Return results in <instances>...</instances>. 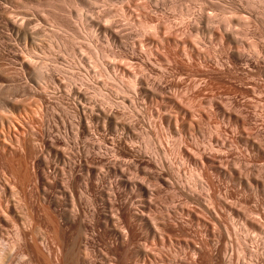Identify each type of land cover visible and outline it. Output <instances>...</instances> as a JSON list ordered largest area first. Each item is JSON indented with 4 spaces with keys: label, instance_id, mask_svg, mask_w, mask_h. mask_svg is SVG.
Masks as SVG:
<instances>
[{
    "label": "rangeland",
    "instance_id": "rangeland-1",
    "mask_svg": "<svg viewBox=\"0 0 264 264\" xmlns=\"http://www.w3.org/2000/svg\"><path fill=\"white\" fill-rule=\"evenodd\" d=\"M5 181L3 264H264V0H0Z\"/></svg>",
    "mask_w": 264,
    "mask_h": 264
},
{
    "label": "bare ground",
    "instance_id": "bare-ground-1",
    "mask_svg": "<svg viewBox=\"0 0 264 264\" xmlns=\"http://www.w3.org/2000/svg\"><path fill=\"white\" fill-rule=\"evenodd\" d=\"M15 20L13 19V23H15L14 22ZM26 24V23H25ZM15 25H17L16 23H15ZM27 25V24H26ZM26 28V27H25ZM28 29V28H27ZM29 31V30H28ZM30 33H31V31H30ZM35 33V32H34ZM67 156L64 154V153H61L60 155H59V159L61 160V162L62 163H64L66 160H67ZM69 161V160H68ZM65 164H66V162H65ZM69 164V163H68ZM56 168V167H55ZM54 168V169H55ZM55 171V170H54ZM89 171V170H88ZM87 171V172H88ZM123 172H125V171H123ZM59 181V180H58ZM6 182V181H5ZM60 182V181H59ZM7 183V182H6ZM8 184V183H7ZM10 184H8V185H5V188H3L4 189V193H5V195H6V202H5V209L3 208V207H1V205H0V234H1V231L3 230V228L5 227L4 226V222H7L8 224H10L12 227H16L15 225V221H14V214H13V212L14 211H16L17 209V204H16V202H15V200L16 201H18L17 199L18 198H16L15 199V197H14V194H13V191H12V187H10L9 186ZM1 186H2V184H1ZM63 186V185H62ZM64 189H65V187H63ZM1 190H2V188H1ZM63 191V190H62ZM15 192V191H14ZM66 192V191H65ZM68 192H70V190L68 191ZM1 194V193H0ZM1 196V195H0ZM3 196V195H2ZM4 197V196H3ZM4 199V198H3ZM2 200V199H1ZM0 204H2L1 202H0ZM27 208V207H26ZM16 209V210H15ZM24 212V211H23ZM28 213V212H27ZM18 214H19V212H18ZM142 214V213H141ZM24 215V214H23ZM144 215V214H143ZM21 216V215H20ZM22 217V216H21ZM153 224V223H152ZM29 227V226H28ZM7 228V227H6ZM6 228H5V230H6ZM17 228V227H16ZM15 228V229H16ZM29 229V228H28ZM155 229V228H154ZM16 232V231H15ZM58 232V231H57ZM56 233V232H55ZM20 234V233H19ZM32 238V237H31ZM1 239V238H0ZM35 239V238H34ZM3 242H4V240H2ZM1 241V242H2ZM27 241V240H26ZM34 241H36V240H34ZM0 242V243H1ZM28 242V241H27ZM5 244L7 245V242H5ZM38 244V243H37ZM36 244V245H37ZM44 244V242H42V246L40 247V249H38V251H37V258L38 259H41L42 261H47L46 260V254L45 253H48V249H46V247L43 245ZM1 245V244H0ZM10 245V244H9ZM8 245V246H9ZM3 248V247H2ZM7 248V247H6ZM6 248H4V249H6ZM9 248H11V246L9 247ZM15 247H13V249H14ZM27 248V247H26ZM39 248V247H38ZM75 249V248H74ZM11 250H12V248H11ZM11 250H9V251H11ZM29 250V249H28ZM80 250V249H79ZM5 250H0V264H3L2 262H3V258H4V252ZM8 251V250H7ZM51 251V250H50ZM75 251V250H74ZM12 252H14V250L12 251ZM12 252H11V254H12ZM60 252V251H59ZM64 252V251H63ZM69 252V251H68ZM80 252V251H79ZM78 252V253H79ZM8 253H10V252H8ZM32 253V252H31ZM50 253V252H49ZM69 254V253H68ZM80 254V253H79ZM46 255V256H45ZM10 257L11 256H13V255H9ZM146 256V255H145ZM7 257V256H6ZM147 257H149V256H147ZM12 258V257H11ZM72 258V257H71ZM7 259V258H6ZM10 259V258H9ZM48 259V258H47ZM69 259V258H68ZM85 259V258H84ZM149 259V258H148ZM32 260V259H31ZM74 260V259H73ZM9 261V260H8ZM33 261V260H32ZM40 261V260H39ZM49 261V260H48ZM75 262H76V264H83V258L80 256V255H76V257H75V260H74ZM5 262V261H4ZM37 263V262H36ZM70 262H68V264H69ZM5 264H7V263H5ZM34 264V263H33Z\"/></svg>",
    "mask_w": 264,
    "mask_h": 264
}]
</instances>
